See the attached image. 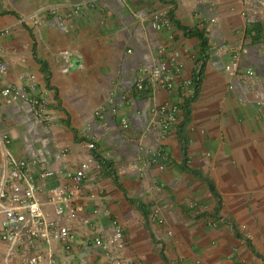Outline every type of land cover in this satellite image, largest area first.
<instances>
[{"label": "crops", "instance_id": "crops-1", "mask_svg": "<svg viewBox=\"0 0 264 264\" xmlns=\"http://www.w3.org/2000/svg\"><path fill=\"white\" fill-rule=\"evenodd\" d=\"M78 1L0 0V59L8 65L0 85L28 89L33 74L32 92L49 116L36 117L26 101L1 104L0 130L17 157H37L40 170L58 172L39 179L46 213L55 214L49 189L72 183L61 173L93 162L84 189L97 197L74 202L83 210L72 250L57 241L37 248L52 249L56 264H264L263 6L258 0H97L66 14L63 5ZM52 5L62 10L45 14L43 24L24 20ZM154 9L170 12V29L152 27ZM190 29L207 38L205 53ZM175 49L186 78L193 82L202 70L199 85L178 81L172 90L136 92L140 75ZM239 49L240 69L230 76L225 65ZM167 101L180 110L162 137L151 109ZM92 139L94 150L86 146ZM192 169L214 182L219 218L216 197ZM129 197L141 199L149 213ZM113 217L127 236L118 262L92 243L98 233H111ZM35 249L9 257L0 250V264H25Z\"/></svg>", "mask_w": 264, "mask_h": 264}, {"label": "built area", "instance_id": "built-area-1", "mask_svg": "<svg viewBox=\"0 0 264 264\" xmlns=\"http://www.w3.org/2000/svg\"><path fill=\"white\" fill-rule=\"evenodd\" d=\"M96 1L72 2L63 5L62 8L66 9V14L70 16L82 12L84 8L95 6ZM258 1L264 8V0ZM61 10L56 5L39 8L26 15L24 20L41 25L45 14H56ZM150 23L154 29L161 31L170 29L173 20L169 11L154 9L150 14ZM242 52L243 50L239 49L231 53L225 65V70L230 76L239 72ZM7 69V63L0 59V77L7 74ZM64 70H68V67ZM29 80L28 89L0 85V105L11 104L18 100L26 101L32 105L36 117L49 118L45 101L32 92L36 89L35 76L29 75ZM178 81L187 87L193 85L192 80L184 76L182 54L175 49L167 59L158 62L150 71L143 72L136 80L134 88L140 93L148 88L172 90ZM179 110L180 105L172 101L152 107L151 112L154 121L159 125L162 137L172 132L178 121ZM123 125L128 126L125 119ZM95 141L92 139L86 143L88 149L96 148ZM11 144L10 135L0 130V240L7 247V257L15 255L19 248L24 251L36 248L33 254L26 257L25 264H56L54 251L50 249L48 253L42 252L37 245L39 242L49 244L51 241H57L63 244L66 251L72 250L77 230V227L74 228V223L78 221V215L83 210L81 205L74 202L80 197L87 199L97 197V194L87 193L84 189L87 173L92 168V159L87 158L76 168L61 173V176L72 182L68 187L57 185L49 189V202L55 205V214L50 216L43 209L40 199L42 187L39 179L43 181L58 172L51 169L40 170V160L37 157H17L11 149ZM83 223L85 226L90 225V219H83ZM126 241L125 228L117 217L112 218V230L108 236L98 233L92 239L93 245L106 250L113 262H118L120 259ZM131 264L145 263L137 260L132 261Z\"/></svg>", "mask_w": 264, "mask_h": 264}, {"label": "trees", "instance_id": "trees-1", "mask_svg": "<svg viewBox=\"0 0 264 264\" xmlns=\"http://www.w3.org/2000/svg\"><path fill=\"white\" fill-rule=\"evenodd\" d=\"M188 31H189L190 34H195L198 37H200V39H201V50H202L203 53H205L208 43H207V38L205 37L203 32L199 31L198 29H190ZM43 65H44V68H45V63H43ZM201 77H202V70L199 71V73L197 74V76L193 80V83H194L195 86L199 85V82L201 81ZM48 80H49V76H48ZM192 172L194 174L198 175L199 177L203 178L207 182V184L209 185V188H210L211 192L213 193V195L217 199V205H216V208H215V211H214L213 214H214L215 217L219 218L218 213H219V209L221 207V195L218 192L214 182L208 177H202L201 172L196 170V169H192ZM128 200L132 204H134L144 215H147L149 213L148 209L146 208L145 203L141 199L129 197ZM234 227L236 228L235 225H234ZM235 234H236L237 237L241 236V234L239 233V231L237 229L235 231ZM248 242H249L250 248L255 252L254 245L250 241H248ZM161 256L166 262H169L168 258L166 257L165 254L162 253Z\"/></svg>", "mask_w": 264, "mask_h": 264}, {"label": "rangeland", "instance_id": "rangeland-1", "mask_svg": "<svg viewBox=\"0 0 264 264\" xmlns=\"http://www.w3.org/2000/svg\"><path fill=\"white\" fill-rule=\"evenodd\" d=\"M0 248H1V247H0ZM0 250H3L4 253H7V247H6V246H5V247L2 246V249H0Z\"/></svg>", "mask_w": 264, "mask_h": 264}]
</instances>
